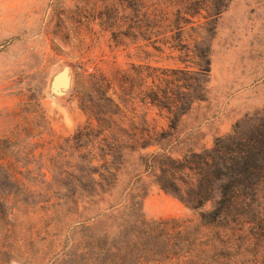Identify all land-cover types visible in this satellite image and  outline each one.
Segmentation results:
<instances>
[{"label": "rangeland", "instance_id": "obj_1", "mask_svg": "<svg viewBox=\"0 0 264 264\" xmlns=\"http://www.w3.org/2000/svg\"><path fill=\"white\" fill-rule=\"evenodd\" d=\"M205 4L0 0V163L8 167L0 168V211L8 215L5 224L0 218V264H98L94 246L102 230H108V239L120 238L116 224L105 219L113 212L117 220H136L137 213L149 223L166 220V226L199 221V209L159 186L158 163L150 155L182 157L209 148L237 121L264 111V0H228L209 20ZM187 48L208 49L205 97L193 101L168 137L159 138L165 110L140 99V93H128L138 88L137 80L123 81L121 69L196 68L201 58ZM64 67L66 77L59 75ZM95 70L109 83L90 78ZM104 110L112 114L109 125L97 121ZM98 123L123 140L129 132L138 138L151 130L158 141L146 147L114 143L113 160L123 162L117 184L103 200L91 202L76 193L78 203H72L64 183L78 184L73 175L87 172L83 156L102 154L90 145L93 136L79 139L77 130ZM256 203L257 212L246 213L253 222L247 236L237 237L229 251L193 256L189 264H264V189Z\"/></svg>", "mask_w": 264, "mask_h": 264}, {"label": "trees", "instance_id": "obj_2", "mask_svg": "<svg viewBox=\"0 0 264 264\" xmlns=\"http://www.w3.org/2000/svg\"><path fill=\"white\" fill-rule=\"evenodd\" d=\"M227 1L205 0V10L208 13L205 18H216L225 8ZM199 49L187 48L201 58L202 62H198L196 68L188 65L164 67L138 64L131 66L133 72L121 69L120 78L123 81L130 82L134 78L137 80L138 88L128 90V93H140V99L144 98L165 110L167 123L166 127H161L157 133L159 138L168 137L180 116L191 107L193 101L205 97L210 57L207 48ZM88 75L97 83H109V80L96 70L88 72ZM262 114L247 116L243 121H237L232 132L217 137L214 145L201 151H190L182 157H172L164 153L151 154V157H155L153 162L158 163L155 176L159 186L187 206L199 209V221L192 222L190 219L181 224L166 226V220L149 223L137 213L136 220L124 219L121 216V220H117V213H109L105 219L116 224L120 238L108 239V230H102L94 246L98 264H189L193 256L207 255L213 251H229L234 247L237 237L247 236L253 222L247 218L246 213L257 212L256 199L259 191L264 189V111ZM96 118L98 122L109 125L112 114L104 110L103 114ZM88 127L90 126L77 130L79 139L83 135L97 138L92 137L90 145L100 147L102 154L98 159L83 156L86 161H82V167L87 172L79 168L83 176L73 175L79 183H64L65 189L70 191L72 203L76 201V193L91 202L103 200L104 194L110 192L117 184L123 162L113 160L114 143L137 141L139 147H146L158 141L156 134L151 130H146V136L141 135L138 138H132L131 134L136 133L129 132L131 134L123 140L117 130L101 123H98L96 128ZM89 155H93V152ZM1 162L0 168L8 169L4 165L6 163ZM70 163L76 168L74 162ZM8 176L18 180L11 173H8ZM77 187H80L82 192ZM207 201H211L210 207L203 208ZM138 206L139 204L130 207L131 212L137 211ZM108 207L114 208V204L110 203ZM4 212L3 209L0 211V218L4 219L5 224L8 215ZM9 215H12V212H9ZM188 232L191 237L185 236Z\"/></svg>", "mask_w": 264, "mask_h": 264}, {"label": "water", "instance_id": "obj_3", "mask_svg": "<svg viewBox=\"0 0 264 264\" xmlns=\"http://www.w3.org/2000/svg\"><path fill=\"white\" fill-rule=\"evenodd\" d=\"M68 73V68L67 67H64L61 72L59 73L60 76H63V77H66ZM60 85L61 86H64V87H67L68 86V82L66 80H61L60 81Z\"/></svg>", "mask_w": 264, "mask_h": 264}]
</instances>
